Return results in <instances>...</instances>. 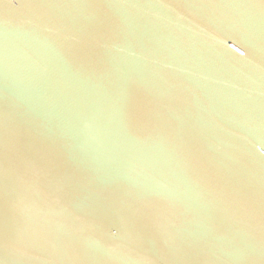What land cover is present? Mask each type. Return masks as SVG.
I'll list each match as a JSON object with an SVG mask.
<instances>
[{"label": "water", "instance_id": "obj_1", "mask_svg": "<svg viewBox=\"0 0 264 264\" xmlns=\"http://www.w3.org/2000/svg\"><path fill=\"white\" fill-rule=\"evenodd\" d=\"M0 264H264V0H0Z\"/></svg>", "mask_w": 264, "mask_h": 264}]
</instances>
